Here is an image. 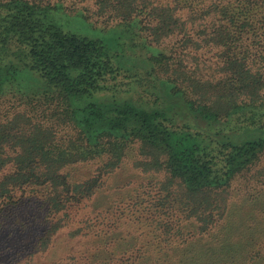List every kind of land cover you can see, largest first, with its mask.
Listing matches in <instances>:
<instances>
[{"label": "trees", "instance_id": "1", "mask_svg": "<svg viewBox=\"0 0 264 264\" xmlns=\"http://www.w3.org/2000/svg\"><path fill=\"white\" fill-rule=\"evenodd\" d=\"M112 1L130 14V28H139L144 14L154 40L182 35V47L195 45L188 26L212 23L203 31L219 58L210 80L188 74L174 49L153 53L149 70L217 139L164 120L162 110L88 100L119 70L103 41L50 22L52 0H0V99L21 92L25 78L33 95L60 101L53 110L62 118L48 124V107L7 102L0 121V243H27L46 258L61 225L74 222L82 207L98 211L100 195L137 148L133 166L165 179L157 182L160 209L144 217L145 225L177 228L178 245L166 238L159 247L172 256L163 264H264V135L231 141L264 129V66L241 45L244 33L264 27V0H96L101 8ZM104 212L97 216L112 213ZM119 221L107 224H125Z\"/></svg>", "mask_w": 264, "mask_h": 264}, {"label": "rangeland", "instance_id": "2", "mask_svg": "<svg viewBox=\"0 0 264 264\" xmlns=\"http://www.w3.org/2000/svg\"><path fill=\"white\" fill-rule=\"evenodd\" d=\"M138 2L143 3V0ZM50 4L52 7L57 6L56 9L47 12L50 22L59 25L65 32L103 41L112 54L113 64L119 69L116 77L106 84L107 88L88 100L99 104L128 103L149 111L162 110L164 120L174 125H188L193 131L211 135L212 139L216 138L212 136L214 129H211V125L197 121L186 107L183 98H173L167 94L165 88L151 77L152 72L149 70L151 67L149 59L153 53L157 51L168 53L170 49H174V57L180 60L188 74L210 80L215 74L213 71L219 58L217 50L205 43L207 37L203 31H209L208 28L212 24L209 20L197 21L193 26H188L189 35L195 45L182 47L180 46L184 40V37L181 38L182 35L161 41L154 40L148 30L153 23L144 14L138 16L141 23L139 28H130V14L125 10H117L119 4L115 1L111 2L110 7L105 8H101L96 0H52ZM244 44L250 52V59L255 60L254 56L257 55L260 58L256 59L257 63L264 66V27L256 26L254 31L244 33L241 45ZM163 75L164 71L161 70V77ZM31 88L32 81L24 78L21 92L0 99V121L9 110L7 102L18 101L20 98L26 108L35 105V110L42 111L48 107L46 117L48 124L59 125L56 123L62 118L55 114L53 105L60 101L50 100L48 93L33 95ZM44 97H48L45 102ZM8 114L11 115V112ZM263 135L264 129H258L256 133H243L231 141L246 136ZM134 158H138L137 148L130 155V160L121 165L120 175L112 179V185L100 195L102 206L98 211L93 214L90 213L91 206L82 207L76 217V220H81L79 224H76L75 220L67 225H61L62 228L58 231L60 235L56 239L58 245L50 255L45 258L41 253L34 252L33 246L29 247L27 243L11 244L10 238H6L5 242L0 243V264H163L170 260L171 254L160 251L159 247L165 245L166 238L177 244L176 226L145 225L149 222L144 221L145 216L148 218L153 216L154 209H160L159 199L163 197L164 192L157 182L165 179L163 174L140 173L133 166ZM261 169H264V160ZM240 195H244V192L242 191ZM91 204L92 201L86 203ZM107 209L112 212L111 216L106 215L105 220L102 216H97L101 213L106 214L104 210ZM111 217L113 220L119 219V223L125 221V224L108 225V222L113 221L110 220ZM175 218L170 216L169 221ZM151 230H159L162 234L157 238L151 237V232L149 233ZM164 231L170 235L165 236ZM66 242L69 243V248L71 247L69 252L68 248L65 249ZM202 256L206 258V254Z\"/></svg>", "mask_w": 264, "mask_h": 264}]
</instances>
